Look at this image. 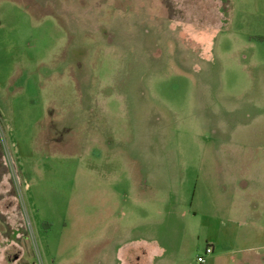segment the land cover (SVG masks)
<instances>
[{"label":"rangeland","instance_id":"374dc122","mask_svg":"<svg viewBox=\"0 0 264 264\" xmlns=\"http://www.w3.org/2000/svg\"><path fill=\"white\" fill-rule=\"evenodd\" d=\"M0 138V264L205 262L206 199L264 230V0H0Z\"/></svg>","mask_w":264,"mask_h":264},{"label":"crops","instance_id":"0c3cea01","mask_svg":"<svg viewBox=\"0 0 264 264\" xmlns=\"http://www.w3.org/2000/svg\"><path fill=\"white\" fill-rule=\"evenodd\" d=\"M0 195L2 194L0 193ZM196 208L200 209L204 213V228L206 229V247H209L211 249V253L209 255H206V260L203 264H264V257H261L260 253L254 252V254L251 256L242 255V253H244L245 251H250V249L252 248L245 249L241 247H236V245H238L240 242H242L243 245L251 242L254 243L256 239L263 237L264 230H262L261 227L252 226V232L242 233V231L239 232V230H236L237 228L234 229V225L232 224L229 226H222L219 224V226H217L215 224V220L213 219L214 209L213 206L208 203V199H206L205 205H203L202 207L197 206ZM8 238L0 234V240L4 241ZM218 238L225 240L224 246H220L221 244H219L220 242ZM134 243L138 242H129L127 246H125V248H128L130 244ZM145 245L147 247L151 246L149 247L150 252H148L145 261V264H150L151 255L161 253V249L159 247H156L155 245ZM118 253L120 254V250H117V257L120 256ZM16 258L17 257L13 256L12 260H15ZM116 261L117 264H120L118 259Z\"/></svg>","mask_w":264,"mask_h":264},{"label":"built area","instance_id":"2783aa9c","mask_svg":"<svg viewBox=\"0 0 264 264\" xmlns=\"http://www.w3.org/2000/svg\"><path fill=\"white\" fill-rule=\"evenodd\" d=\"M0 140H1V138H0ZM0 148H1V150L3 151L2 153L4 154L3 155V159H4V163L6 164V168H7V170H9V173H10V175H11V178L13 179V187L15 188L16 187V185H15V183H16V178H17V176H18V174H17V170H16V168H15V165H13L11 162H10V160H9V158H8V155H7V152H5L4 150H3V148L2 147H4V145H2V142H0ZM211 253V249L209 248V247H205L204 248V255L206 256V255H209ZM196 262L198 263V264H201V263H203L204 262V258H202V257H196Z\"/></svg>","mask_w":264,"mask_h":264}]
</instances>
